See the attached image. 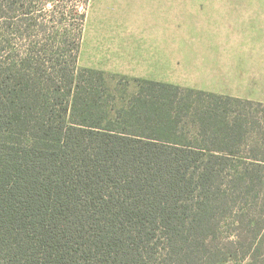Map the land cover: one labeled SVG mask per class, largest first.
I'll return each instance as SVG.
<instances>
[{"label": "trees", "instance_id": "16d2710c", "mask_svg": "<svg viewBox=\"0 0 264 264\" xmlns=\"http://www.w3.org/2000/svg\"><path fill=\"white\" fill-rule=\"evenodd\" d=\"M36 2L0 0V264H264V102L79 66Z\"/></svg>", "mask_w": 264, "mask_h": 264}, {"label": "rangeland", "instance_id": "374dc122", "mask_svg": "<svg viewBox=\"0 0 264 264\" xmlns=\"http://www.w3.org/2000/svg\"><path fill=\"white\" fill-rule=\"evenodd\" d=\"M34 1H37V7L33 9L34 13L32 15L38 16V19L47 28L46 31L42 32L39 31V28H35L36 33L39 34L41 39L44 38V42L48 40L49 43L54 44V50L57 49L59 44H61L60 47H63L64 39L68 41V44L75 41L76 37L80 36V31H82L79 66L104 69V71L110 73H122L167 81L191 88H199L200 85L208 87L206 85L208 79L201 76L195 67V65L201 66L202 55L199 52L209 48H232L233 45L238 48L236 43L219 42L223 36L216 35V33L221 32L216 28L222 23L232 20L231 12L238 11L239 21L241 23L250 21L249 24H258L261 21L249 18L247 14H264V0ZM46 1L52 2L47 4ZM93 1H172L167 20L169 23L164 25V35L157 40L153 39L152 33L148 30L152 29V24H161L162 20H158L155 13L149 15L148 12L142 19H139V52L133 47L132 54L127 56L129 60L126 61L125 57L120 58L121 50L117 49H121L120 47L126 39L120 37V33L129 29L131 25L129 22L131 21L120 14L116 17H112L110 14L107 17L103 16L98 21L101 26L99 33L117 32L118 37L108 38L96 35L93 29L95 20L94 9L96 6L92 13L90 12ZM154 6H148L147 10L153 11L155 9ZM214 15L222 16L216 18ZM27 38L26 34L23 39L17 38L15 47L23 48L25 43H28ZM98 38L102 40L97 41ZM141 41L146 43L145 48H143ZM164 49L170 52L169 56L164 55ZM114 50L117 53L112 54L111 51ZM194 55H196L197 59H195ZM228 230L225 229V233ZM226 264H241V262L232 261Z\"/></svg>", "mask_w": 264, "mask_h": 264}, {"label": "crops", "instance_id": "0c3cea01", "mask_svg": "<svg viewBox=\"0 0 264 264\" xmlns=\"http://www.w3.org/2000/svg\"><path fill=\"white\" fill-rule=\"evenodd\" d=\"M150 5H155L153 11L147 10ZM171 5L172 1H93L90 12L92 13L96 6L94 9V33L108 38L118 37L117 32L99 33L101 26L98 21L103 16L107 17L108 14L112 17L120 14L131 21L129 22L131 24L129 29L120 33V37L126 39L123 41L121 49H117L121 50L120 58L125 57L126 61H128L129 58L127 56L132 54L134 48L139 52V19H142L148 12L149 15L155 13V16L158 17L157 19L162 20L161 24H152V29L148 30L152 33L153 39L158 40L160 36L164 35V25L169 23L167 20ZM234 12H231L232 20L230 22H221L222 24L216 28L222 32H218L216 35L223 36L219 42L236 43L238 48L233 45L232 48H209L199 52L202 55L201 66L195 65V67L201 76L208 79L206 82L208 87L200 85L197 89L264 102V14H247V17L257 19L263 23L249 24L250 21L241 23L239 21V12ZM221 16L214 15L216 18ZM244 36L246 37L243 38ZM99 40L102 39L98 38L97 41ZM141 44L143 48L146 47V43L143 41H141ZM241 44L243 45L242 47ZM164 51V55L169 56L170 52L167 49H164ZM111 52L112 54L117 53L115 50ZM196 55H194L195 59H197ZM116 74L144 78L122 73ZM155 81L175 84L161 80Z\"/></svg>", "mask_w": 264, "mask_h": 264}]
</instances>
